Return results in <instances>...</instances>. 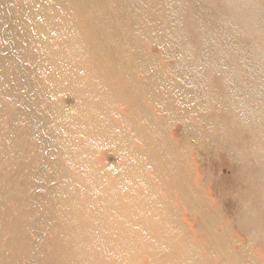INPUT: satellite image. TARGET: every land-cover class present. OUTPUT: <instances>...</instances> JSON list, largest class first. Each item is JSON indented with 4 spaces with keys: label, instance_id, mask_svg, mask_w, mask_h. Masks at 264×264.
<instances>
[{
    "label": "bare ground",
    "instance_id": "bare-ground-1",
    "mask_svg": "<svg viewBox=\"0 0 264 264\" xmlns=\"http://www.w3.org/2000/svg\"><path fill=\"white\" fill-rule=\"evenodd\" d=\"M16 4L15 21L8 26L18 42L11 54H0V96L8 97L13 107L0 104V120L5 121L0 127V188L7 189L0 197L10 195L7 202L0 199V253H14L5 264L20 262L15 253H29L27 257L34 253L30 233L45 228L54 238L40 249L49 247V253H88L87 241L94 239L106 253H150L151 264L156 260L165 264L168 254L173 258L175 253H183L175 264L202 260L207 264L204 255H198L201 252L220 255L218 262L209 264H251L235 252L227 253L224 246H213L226 235L212 231V217L201 204L206 201L203 185H193L186 164L183 178L164 180L179 162L175 152L185 148L168 136V148L163 147L162 131L167 126L163 118L155 119L151 108L180 124L190 137L214 142L200 129L208 122L198 113L205 107L193 88L195 78L180 67L166 66L180 80L170 95L163 90L159 59L143 52L136 40V35L150 33L149 41L161 50L176 51L185 38L180 22L160 16L156 0H17ZM14 51L20 59L15 60ZM176 95L191 106L189 113L179 115L173 104ZM142 98L151 102L149 107L141 105ZM46 101L50 105L42 107ZM125 110L130 111L129 118ZM194 115L197 121L191 124ZM40 134L50 142L34 141ZM222 152L233 161L241 160L233 148L224 147ZM67 168L76 169L75 175H69ZM236 173L239 180L241 173ZM38 180L47 190L33 198L30 191L37 189ZM233 183V190L242 194L243 185ZM89 197L98 202L94 213L78 203ZM12 198L25 204L18 219L13 218ZM181 204L196 218L193 232L180 220ZM51 211L58 218L54 228L47 223Z\"/></svg>",
    "mask_w": 264,
    "mask_h": 264
},
{
    "label": "rangeland",
    "instance_id": "rangeland-1",
    "mask_svg": "<svg viewBox=\"0 0 264 264\" xmlns=\"http://www.w3.org/2000/svg\"><path fill=\"white\" fill-rule=\"evenodd\" d=\"M156 2L158 4L155 8L161 10L160 16L172 18L170 22L173 24L177 23L176 20L180 22L185 38L179 40L180 46H175L176 51H171L172 48L161 50L155 41H149L152 37L150 33L147 37L136 35V40L141 42L140 47H143V52L153 59H159L161 68H164H162L164 74L161 80L166 83L163 90L170 92V95L175 93L174 85L180 80L168 72L166 66L171 69L180 67L182 72L195 78L193 88L205 107L204 111L199 110L198 113L204 115L209 126H204L202 123L200 129L205 135L209 134L214 138V142H209L207 138L190 137L180 124L163 117L151 108L150 111L157 114L155 119L163 118V125L167 126L162 131L163 147L168 146L166 145L168 136L176 140L178 147L183 144L185 148L184 154L181 151L175 152L173 157L180 156L176 157L177 160L179 158V162L175 163L173 173H166L164 180L168 182L167 177L169 179L181 175L184 177L182 170L186 168L182 165L186 164L190 175L185 177H191L187 179H190L195 186L203 185L206 201H202L201 204L205 206L204 208H208V214L212 217L214 222L212 231L220 235L224 232L226 235L223 240L212 243L213 246H224L227 253L235 252L243 261L248 259L251 264H264V0H156ZM16 3L17 0H0L1 55L11 54L13 43L18 42L16 35L9 30L10 24L15 21ZM179 53H185L184 57ZM14 57L16 60L21 56L14 51ZM154 70L155 67L151 68L150 72L154 73ZM158 79L160 81V78ZM29 81L31 84L33 81L34 84L33 78ZM157 88H154L156 92L159 86ZM148 89L150 91L151 88ZM176 98L173 104L179 115L189 113L191 106L181 101L179 95H176ZM141 101L142 106L149 107L151 104L143 98ZM0 104L7 109L13 108L8 97L0 96ZM47 105H50L48 101L42 103V107ZM117 108L119 111V107ZM124 113L128 114V118L131 116L130 111L125 110ZM111 118L117 125L121 124L118 117L116 119L111 114ZM194 118L191 124L197 121L196 115ZM4 122L0 120V127L5 126ZM35 124L41 126L39 121ZM4 138L6 141L9 139L5 134ZM33 138L36 142L43 139L49 141L43 134ZM37 138H40V141ZM133 143L135 146H140L139 141L135 140ZM224 147L235 149L240 154L238 156L241 160H231L222 152ZM49 148L52 149V146L47 147V150ZM46 161L50 162L49 159ZM46 165L48 166V163ZM75 170L71 168L67 172L72 176L75 175L77 171ZM237 170L241 173L239 180L236 179ZM150 171L151 168L148 166L146 173L150 174ZM88 180L93 182V179ZM34 182L37 189L30 191V196L33 198L38 192L43 193L47 190V185L41 180ZM233 182L235 185L238 183L243 185L242 194L233 190L235 188ZM195 189L197 191V188ZM6 190L3 185L0 193L4 194ZM9 196L7 194L5 199L9 200ZM91 196L96 197L94 193ZM17 197L19 198L18 194ZM92 198H79L78 203L84 205L86 211L94 213L98 202ZM0 199L4 202L8 201L1 197ZM13 203L14 201L10 202L12 210L15 209L13 218L18 219L20 207L25 204H19L17 198L14 205ZM180 206V220L193 232L192 229L197 224L196 218L189 214L188 209L184 207L185 204ZM37 213L42 214L41 209ZM48 215L50 217L47 223L53 228L58 226L56 225L58 218L54 212L51 211ZM239 222L243 223L241 228ZM31 233L30 239L35 244L34 253H30L29 257H27L29 253L28 255L15 253V256L18 254L21 260L15 261L14 264H151L150 253H106L96 243L98 240L94 239L87 241L90 243L87 249H91L88 253H49V247L41 251L40 247L46 246L54 235L48 228ZM107 237L108 234L104 235L103 240L106 241ZM194 238L199 237L194 235ZM5 240L6 237L3 236L2 246ZM201 245L204 246V243L199 244ZM0 249L3 250L2 247ZM12 254L14 256V253H0V261L5 264ZM198 255H204L207 264L218 262L220 256L218 253L203 252ZM223 255L227 254L222 253L221 256ZM177 256L182 257L183 253H175L173 258L168 254L169 259H166L165 264H175ZM156 263L163 264V261L156 260ZM201 264L205 262L202 260Z\"/></svg>",
    "mask_w": 264,
    "mask_h": 264
}]
</instances>
